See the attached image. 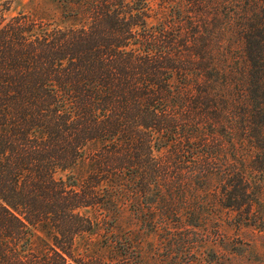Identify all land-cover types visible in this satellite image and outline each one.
<instances>
[{
  "label": "trees",
  "instance_id": "obj_1",
  "mask_svg": "<svg viewBox=\"0 0 264 264\" xmlns=\"http://www.w3.org/2000/svg\"><path fill=\"white\" fill-rule=\"evenodd\" d=\"M58 2L61 23L0 10V264L93 262L80 238L123 240L124 208L177 214L220 146L264 172V0Z\"/></svg>",
  "mask_w": 264,
  "mask_h": 264
},
{
  "label": "rangeland",
  "instance_id": "obj_2",
  "mask_svg": "<svg viewBox=\"0 0 264 264\" xmlns=\"http://www.w3.org/2000/svg\"><path fill=\"white\" fill-rule=\"evenodd\" d=\"M59 5L58 0H0V10L8 16L29 12L61 23ZM224 24L220 25V69L231 61L232 49H239L231 30H223ZM220 143H225L221 133ZM226 153L234 157L231 149L220 146V174L201 185L190 184L183 203L175 204L180 206L177 214L166 217L160 210L134 214L124 208L115 229L123 240L109 241L102 232L80 238L79 245L94 259L89 264H264V172L250 170L246 162L228 165L223 161ZM238 168L248 174L253 201L234 210L223 202L228 195L235 196L227 181L236 177Z\"/></svg>",
  "mask_w": 264,
  "mask_h": 264
}]
</instances>
